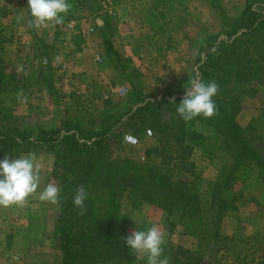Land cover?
<instances>
[{"label": "rangeland", "instance_id": "rangeland-1", "mask_svg": "<svg viewBox=\"0 0 264 264\" xmlns=\"http://www.w3.org/2000/svg\"><path fill=\"white\" fill-rule=\"evenodd\" d=\"M68 2L70 10L61 14V22L50 21L36 28L27 0H0V31L6 40L3 58L17 87L3 92L0 105L16 115L23 126L53 127L75 119L86 128L97 129L102 119L100 108L114 114L123 112L132 97L133 83L146 94H185L188 83L195 79L198 40L219 29V21L203 0H90L86 6L76 0ZM244 2L224 0L232 15L243 10ZM104 31L120 60L107 55L99 37ZM88 33L96 35L97 47L91 52L82 49ZM254 85L256 93L245 97L237 120L264 150V82ZM194 128L205 141L189 158L192 170H182L176 158L172 161L177 163L176 176L198 188L200 210L207 217L212 185L232 163V157L219 148V138L210 128L203 123H196ZM118 131L119 141L131 134L138 144L132 146L123 140L122 149H114L115 156L144 162L142 156L151 147L153 129L147 127L146 135L125 127ZM57 149L56 145L33 153L40 165L37 192L49 183L57 185ZM225 196H234L236 207L222 218L219 229L223 237L234 240H221L218 246L222 249L211 255L209 263L260 264L264 261V184L256 169H246L225 190ZM58 210L56 204L40 200L37 194L29 195L21 204L0 205V264H59L54 237ZM120 213L122 226L130 233L151 226L164 233L162 257L169 256L170 252L164 253L171 245L207 246V239L185 236L178 225L168 237L164 211L155 205L143 204L134 210L122 198ZM134 252L142 264H147L143 253Z\"/></svg>", "mask_w": 264, "mask_h": 264}, {"label": "trees", "instance_id": "trees-1", "mask_svg": "<svg viewBox=\"0 0 264 264\" xmlns=\"http://www.w3.org/2000/svg\"><path fill=\"white\" fill-rule=\"evenodd\" d=\"M76 1L83 6L90 2ZM203 1L214 12L219 29L198 40V64L193 77L217 83L213 116L200 115L184 121L175 110L184 94H146L134 83L123 112L114 114L100 108L102 119L97 129L86 128L75 119L60 126L27 127L0 105V157L58 146L54 177L60 193L54 237L59 264H142L125 243L130 232L122 226V198L134 210L143 204L161 208L168 237L178 225L185 236L207 239V246L199 244L198 248L169 246L164 253L170 252L168 264H210L211 255L222 249L219 242L234 240L223 237L219 229L222 218L236 207L235 197L228 199L225 190L251 167L264 184V150L237 120L245 97L256 93L254 83L264 82V0H245L238 15L229 13L224 0ZM101 36L107 55L120 60L107 33ZM5 42L0 31V96L17 89L15 76L8 72L3 58ZM196 123L210 128L219 138V148L232 157V163L223 168L222 176L212 185L207 217L200 210L198 188L176 176L177 163L172 161L176 158L182 170H192L189 158L205 141L194 128ZM119 127L144 135L147 127L153 129L144 162L115 156L114 149L123 147V140H118ZM81 186L87 193L83 208L73 203Z\"/></svg>", "mask_w": 264, "mask_h": 264}, {"label": "clouds", "instance_id": "clouds-1", "mask_svg": "<svg viewBox=\"0 0 264 264\" xmlns=\"http://www.w3.org/2000/svg\"><path fill=\"white\" fill-rule=\"evenodd\" d=\"M27 5L36 28L50 21L61 22V14L70 10L68 0H27ZM217 90L215 81L192 79L176 105V112L184 121L200 115L213 116L216 112L213 97ZM39 183L40 165L36 162L35 154L25 153L14 157L5 154L0 157V205L21 204L31 194H37L42 201L58 204L59 186L49 183L37 192ZM86 195L84 187L77 188L73 203L83 208ZM125 243L131 250L143 253L147 264H168L167 257H162L164 233L156 226L132 231L125 238Z\"/></svg>", "mask_w": 264, "mask_h": 264}, {"label": "crops", "instance_id": "crops-1", "mask_svg": "<svg viewBox=\"0 0 264 264\" xmlns=\"http://www.w3.org/2000/svg\"><path fill=\"white\" fill-rule=\"evenodd\" d=\"M81 24H82V22H81ZM46 25H49V22H46ZM44 30H45V28H44ZM96 35H94V36H91V34L90 33H88V34H86L85 36H84V42H83V45H82V49L84 48L85 50H88V52H91V51H93V50H91V48L92 47H97V46H95L96 45V37H95ZM100 37V39L102 40V37L101 36H99ZM94 41V43H92ZM94 48V49H95ZM93 49V48H92ZM1 256H2V252L0 251V258H1ZM16 257V256H15ZM15 257H13V258H15ZM0 261H2L1 259H0Z\"/></svg>", "mask_w": 264, "mask_h": 264}, {"label": "built area", "instance_id": "built-area-1", "mask_svg": "<svg viewBox=\"0 0 264 264\" xmlns=\"http://www.w3.org/2000/svg\"><path fill=\"white\" fill-rule=\"evenodd\" d=\"M147 133L151 135V130H147ZM123 140L132 146H135L138 144V139L134 135H131V134H125ZM142 159H144V156H142Z\"/></svg>", "mask_w": 264, "mask_h": 264}]
</instances>
